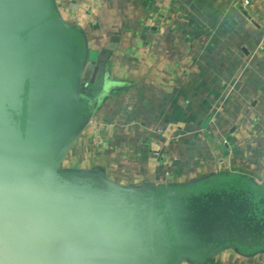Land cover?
Here are the masks:
<instances>
[{
  "label": "water",
  "instance_id": "obj_1",
  "mask_svg": "<svg viewBox=\"0 0 264 264\" xmlns=\"http://www.w3.org/2000/svg\"><path fill=\"white\" fill-rule=\"evenodd\" d=\"M63 0H0V264H213L264 254V179L121 183L63 162L125 84Z\"/></svg>",
  "mask_w": 264,
  "mask_h": 264
},
{
  "label": "crops",
  "instance_id": "obj_2",
  "mask_svg": "<svg viewBox=\"0 0 264 264\" xmlns=\"http://www.w3.org/2000/svg\"><path fill=\"white\" fill-rule=\"evenodd\" d=\"M63 0L92 51L119 37L125 84L70 153L121 183L185 181L225 167L264 179V0ZM213 264H264L231 250Z\"/></svg>",
  "mask_w": 264,
  "mask_h": 264
},
{
  "label": "rangeland",
  "instance_id": "obj_3",
  "mask_svg": "<svg viewBox=\"0 0 264 264\" xmlns=\"http://www.w3.org/2000/svg\"><path fill=\"white\" fill-rule=\"evenodd\" d=\"M74 161V158H73V156L71 155V153H69L68 154V156L66 157V159L64 160V162H63V165L64 166H72V165H74L75 163L73 162Z\"/></svg>",
  "mask_w": 264,
  "mask_h": 264
},
{
  "label": "built area",
  "instance_id": "obj_4",
  "mask_svg": "<svg viewBox=\"0 0 264 264\" xmlns=\"http://www.w3.org/2000/svg\"><path fill=\"white\" fill-rule=\"evenodd\" d=\"M245 2L247 3V1L245 0ZM263 28H264V26H263Z\"/></svg>",
  "mask_w": 264,
  "mask_h": 264
}]
</instances>
